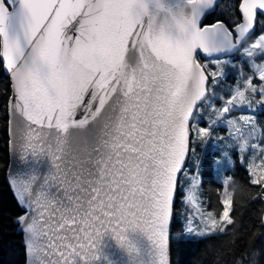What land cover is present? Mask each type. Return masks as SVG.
<instances>
[{"label":"snow or ice","instance_id":"snow-or-ice-1","mask_svg":"<svg viewBox=\"0 0 264 264\" xmlns=\"http://www.w3.org/2000/svg\"><path fill=\"white\" fill-rule=\"evenodd\" d=\"M213 6L214 0H0L10 143L20 161L10 187L22 209L24 264H168L190 120L216 75L195 55H231L258 12L264 15V0H240L234 29L222 21L203 25ZM257 52L264 57V34L245 55ZM256 71L264 81V65ZM249 91L264 96V85L257 89L249 78L217 111L250 104ZM194 131L210 135L207 128ZM248 146L244 140L241 151ZM222 203L220 220L231 225L232 200ZM187 234L206 233L189 226ZM233 264H264V252L242 253Z\"/></svg>","mask_w":264,"mask_h":264},{"label":"trees","instance_id":"trees-1","mask_svg":"<svg viewBox=\"0 0 264 264\" xmlns=\"http://www.w3.org/2000/svg\"><path fill=\"white\" fill-rule=\"evenodd\" d=\"M223 1L221 0L220 3ZM239 1H227L229 3L227 8L231 9V14L236 19L239 18L237 12ZM218 19L230 28L233 26L223 13L216 14L215 10L206 15L204 23H212ZM257 33L256 30L253 36ZM241 70L244 74L247 73L248 66L243 65ZM9 95V77L0 60V264H24V240L22 233L18 231L16 221L22 214V209L18 206L5 179L9 159L7 131ZM257 115L260 128L264 130V110L259 111ZM201 119L206 122L203 116ZM212 123L211 121L209 126L210 135L199 136L198 142H195L196 138L191 141L186 163L188 175L198 170L196 185L200 191L201 202L207 211L216 216H219L223 210L222 189L226 187L232 200L230 217L233 223L224 225V231L218 230L203 236L188 235L189 221L194 229L199 225H202V228L206 225L200 219L199 213L191 207L188 201L189 195L177 187L169 243L170 264H233L234 259H239L242 253L253 254L255 257L256 254L264 252V182L261 184L252 182L264 178V175L256 179L250 175V168L245 164L249 163V155H251L248 151L244 152L243 162H239L237 152H234L236 164L225 172L228 182L224 183L221 179H216L213 171L216 148L218 144L227 140V136L223 134L224 132L218 131V127L212 126ZM181 198H184L182 203ZM178 205L179 208L176 209ZM182 235L185 239L178 240ZM8 254L13 255V261L8 259Z\"/></svg>","mask_w":264,"mask_h":264},{"label":"rangeland","instance_id":"rangeland-1","mask_svg":"<svg viewBox=\"0 0 264 264\" xmlns=\"http://www.w3.org/2000/svg\"><path fill=\"white\" fill-rule=\"evenodd\" d=\"M220 1L221 0H219L216 5L215 13H223L230 23L235 24L236 20L240 19V17L238 19L233 18L231 9L227 8L229 7L228 0H224L222 3H220ZM259 18L255 27L258 33L245 40L240 50L235 52L232 56L229 55L227 57L210 60H203L199 57L201 65L207 66V72L216 73V75L207 82V96L205 100L197 106L193 120L191 121L193 133L190 137L189 151L191 148V141L196 138L195 142H198L201 137L195 135L194 130L199 128L209 129L212 121V126L218 127V131L224 132L223 134L227 136V140L224 143L218 144L216 148L217 155L213 161L215 178L221 179L224 183H227L229 180L225 174L226 170L233 168L236 164L234 152H237L236 155L239 162H243L244 152L248 151V153L251 154L249 155L250 164H245L250 168V175L254 176L255 179L264 175V130H261L257 119V113L264 110V103H261V101H264V96L249 91L245 94L249 101H251L250 104H242L235 107L229 106V113L224 115H220L217 111L218 109L222 110L226 101L234 94L237 87L244 90V86L249 78H252V84L257 89L264 85V81L259 79V73L256 71L257 65H264V57L260 56L258 52L252 58L245 55V50L249 48V45L255 42L261 34H264V17ZM250 38L252 39L249 40ZM208 61H210V63ZM243 65L248 66L247 73L245 74L241 70ZM242 79H244V81H242ZM214 98L215 100H213ZM232 110H234V112H232ZM202 116L205 118L206 122L202 121ZM244 140H247L249 146L241 151L240 144ZM215 154L216 153H214V155ZM185 166L186 167L179 174L177 187L180 188V191L189 195L188 201L191 207L199 213L200 219L203 221L204 225H206L203 228L202 225L197 226V230L206 234L217 232L218 229L224 228L225 225V223L220 220L223 210L219 216L206 210L204 204L201 202V197L199 196L200 191L197 189L196 185L198 170L192 172V175L189 176L188 165ZM225 188L226 187L222 189V202L225 199H229L230 193ZM190 196L191 200L189 199ZM183 199L184 198H181V203ZM178 208L179 205L176 209ZM213 222H215L216 230L213 229ZM190 225H192L191 221L188 222L187 226L189 227ZM8 257V259L13 261L12 254H8Z\"/></svg>","mask_w":264,"mask_h":264},{"label":"water","instance_id":"water-1","mask_svg":"<svg viewBox=\"0 0 264 264\" xmlns=\"http://www.w3.org/2000/svg\"><path fill=\"white\" fill-rule=\"evenodd\" d=\"M218 2H219V0H214V6H213L211 9H209V10L207 11L206 14L212 12L213 9H214V7L216 6V4H217ZM239 3H240V1H239ZM237 11H238V14H239V16H240V20H239L238 23H240V22H241V13H240V10H239V4H238V7H237ZM259 15H260V14H259V12H258L257 17H256V23H257V20H258ZM205 16H206V15H205ZM260 16H264V15H260ZM204 19H205V17H203V19H202V23L204 22ZM217 21H221V20H216V21L213 22V23H206V24L203 23V25H211V24L216 23ZM238 23H236V24H238ZM236 24L232 26L233 29L235 28ZM255 27H256V24H255ZM255 27H254V29L249 33L247 39H248V38L254 33V31H255V29H256ZM235 35H236V34H235V32H234L233 36L235 37ZM247 39H246V40H247ZM240 48H241V46L238 48V50H239ZM238 50L234 51L232 54H234V53L237 52ZM202 56H203L204 58H206V59H209V58H214V57H222V56H225V55H221V54H213V55L209 56L208 54L202 53ZM195 59H196V57H195ZM196 60H197V59H196ZM2 62H3V61H2ZM3 66H4V70H5L4 62H3ZM5 72H6L7 76L9 77V81H10V95H9V97H8V100H7V114H8V127H7V131H8V156H9V159H8V165H7V170H6L5 179H6L7 183H8L9 186H10V178H11L12 175H14V174L19 170V168H20V161H19V155L13 151V149H12V145H11V143H10L11 136H10V132H9V127H10L11 114H10V109H9V100H10V98H11V96H12V90H11V78H10V74H9V72L6 71V70H5ZM206 96H207V84H206ZM204 100H205V99H204ZM204 100H203V101H204ZM203 101H202V102H203ZM200 103H201V102H198V105H199ZM198 105H197V106H198ZM196 108H197V107H196ZM196 108L194 109V114H195V110H196ZM194 114H193V116L191 117L190 123H191V121L193 120ZM189 147H190V143H189ZM188 152H189V150H188ZM188 152L186 153L185 161H184V163H183V165H182V168L185 166V163H186V160H187ZM179 174H180V173H179ZM178 179H179V175H178ZM10 188H11V187H10ZM11 190H12V189H11ZM176 190H177V187H176V189H175V191H174L173 205H174V201H175V197H176ZM12 193H13V195H14L13 190H12ZM16 201H17V200H16ZM172 219H173V207H172V217L170 218V226H169V232H168V234H169V243H170V234H171V223H172ZM16 221H17V220H16ZM18 231H20V232L22 233V235H23V240H24V233L21 231V225H20V224H18ZM167 259H168V264H170L169 247H168Z\"/></svg>","mask_w":264,"mask_h":264}]
</instances>
